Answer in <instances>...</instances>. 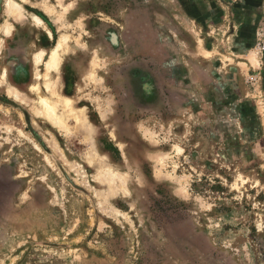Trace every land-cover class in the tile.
Returning <instances> with one entry per match:
<instances>
[{
	"label": "rangeland",
	"instance_id": "rangeland-1",
	"mask_svg": "<svg viewBox=\"0 0 264 264\" xmlns=\"http://www.w3.org/2000/svg\"><path fill=\"white\" fill-rule=\"evenodd\" d=\"M0 264H264V0H0Z\"/></svg>",
	"mask_w": 264,
	"mask_h": 264
},
{
	"label": "bare ground",
	"instance_id": "bare-ground-1",
	"mask_svg": "<svg viewBox=\"0 0 264 264\" xmlns=\"http://www.w3.org/2000/svg\"><path fill=\"white\" fill-rule=\"evenodd\" d=\"M56 52H57L56 50H53L52 53H51V55L49 56V58L46 61H44L45 62V65L47 66L48 69L54 68V66L56 64V61H57V54H56ZM39 58H40V54L37 56V58H35V59H37L36 62H39L38 61ZM46 66H45V68H46ZM42 102L43 103H41V104H44L45 105V107L48 110L47 112L54 114V111H53L54 106L48 104L47 101L44 98H42ZM44 105H42V107ZM46 108L44 110H46Z\"/></svg>",
	"mask_w": 264,
	"mask_h": 264
}]
</instances>
